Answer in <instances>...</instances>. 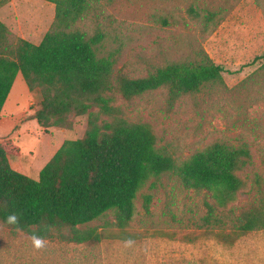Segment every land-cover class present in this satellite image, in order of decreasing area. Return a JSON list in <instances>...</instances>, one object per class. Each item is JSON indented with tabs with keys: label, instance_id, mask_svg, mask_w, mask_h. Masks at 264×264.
<instances>
[{
	"label": "rangeland",
	"instance_id": "374dc122",
	"mask_svg": "<svg viewBox=\"0 0 264 264\" xmlns=\"http://www.w3.org/2000/svg\"><path fill=\"white\" fill-rule=\"evenodd\" d=\"M207 10L217 15L203 30L200 20ZM53 17L54 4L46 0H10L0 7V20L14 36L32 42L42 38ZM76 26L87 36L103 34L95 50L98 56L112 54L113 74L143 76L206 52L222 67L221 81L206 82L198 91L172 100L166 87L131 101L114 91V104L128 120L148 123L156 145L177 162L213 141L246 144L251 153L243 171L247 186L229 207L237 209L264 196V0H90ZM15 90L17 106L25 111L20 123L26 122L40 95L28 91L23 106L25 98ZM29 123L3 139L19 147V155L9 158L11 167L36 178L64 140L83 135L86 117H73L69 127H51L48 132ZM144 194L151 195L148 212L142 207ZM203 198L204 192L184 188L174 173L166 172L150 177L137 192L126 227L129 237L84 243L43 239L44 246L36 248L30 235L0 223V264H264V228L231 244L222 242L198 226L205 213ZM113 220L108 211L86 225L117 232L104 224Z\"/></svg>",
	"mask_w": 264,
	"mask_h": 264
},
{
	"label": "trees",
	"instance_id": "16d2710c",
	"mask_svg": "<svg viewBox=\"0 0 264 264\" xmlns=\"http://www.w3.org/2000/svg\"><path fill=\"white\" fill-rule=\"evenodd\" d=\"M8 1L0 0V7ZM46 1L54 4V17L37 44L14 36L0 20V111L19 72L28 90L40 95L38 107L25 119H34L44 132L69 127L71 118L82 115L86 126L81 137L62 142L36 178L11 167L9 158L19 155V147L8 138L0 141V223L67 243L129 237L126 227L137 192L150 177L172 172L184 188L204 192L205 213L198 226L220 241L231 244L264 228V196L229 207L247 186L243 171L251 153L246 144L213 141L177 162L156 145L148 123L128 120L114 104V91L126 101L159 87L167 88L171 100L196 92L206 82L221 81L222 67L202 51L193 60L171 62L143 76L113 74L112 54L98 56L95 50L103 34L87 36L76 26L90 0ZM216 15L210 10L202 15L203 30ZM260 58L264 63V54ZM150 200V194L143 195L145 212ZM108 211L114 220L104 224L117 232L86 225ZM11 213L17 214L16 224L6 222Z\"/></svg>",
	"mask_w": 264,
	"mask_h": 264
},
{
	"label": "crops",
	"instance_id": "0c3cea01",
	"mask_svg": "<svg viewBox=\"0 0 264 264\" xmlns=\"http://www.w3.org/2000/svg\"><path fill=\"white\" fill-rule=\"evenodd\" d=\"M40 40L38 42H32V41L31 42L37 44L40 42ZM15 86L18 88L19 92H22V98H25V100L22 103L23 106L25 105L26 98L28 97V91L29 90L26 87V84L24 83V80H23L21 74L18 72L14 78V81L12 83L10 91H9V93H8V95L4 101V104L2 106V109L0 111V141H2L3 137L7 136L11 132H19V131L25 130L26 127L29 124H31L29 122L34 123L35 129H37V127H38L37 123L35 124L36 121L35 122L32 121L34 119H28L26 122L24 121V122L20 123L19 119L25 114V111L23 110V108L19 109L17 106L16 101H18V99H16L15 96L13 95V93L16 92ZM29 114H31V113H28L27 115H29ZM18 125H20V127L17 130L14 129Z\"/></svg>",
	"mask_w": 264,
	"mask_h": 264
},
{
	"label": "clouds",
	"instance_id": "9594fccd",
	"mask_svg": "<svg viewBox=\"0 0 264 264\" xmlns=\"http://www.w3.org/2000/svg\"><path fill=\"white\" fill-rule=\"evenodd\" d=\"M17 220H18V217H17V214H15V213H11L6 217V222L9 224H16ZM32 243H33L34 247L41 248L44 246L45 242L42 238L37 237V236H33L32 237Z\"/></svg>",
	"mask_w": 264,
	"mask_h": 264
}]
</instances>
